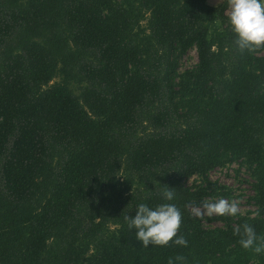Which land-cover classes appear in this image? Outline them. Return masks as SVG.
Returning a JSON list of instances; mask_svg holds the SVG:
<instances>
[{
    "label": "trees",
    "instance_id": "1",
    "mask_svg": "<svg viewBox=\"0 0 264 264\" xmlns=\"http://www.w3.org/2000/svg\"><path fill=\"white\" fill-rule=\"evenodd\" d=\"M228 8L0 0V264H264L234 231L264 236V46L236 48ZM234 161L254 212L205 227L190 208L228 196L209 172ZM166 186L188 244L143 247L124 215Z\"/></svg>",
    "mask_w": 264,
    "mask_h": 264
},
{
    "label": "clouds",
    "instance_id": "2",
    "mask_svg": "<svg viewBox=\"0 0 264 264\" xmlns=\"http://www.w3.org/2000/svg\"><path fill=\"white\" fill-rule=\"evenodd\" d=\"M229 9L228 23L234 34L236 48L241 52H251L264 46V0H229ZM160 195L161 202L158 204L138 203L134 215H124V223L129 231L135 230V238L143 247L149 244L168 246L169 242L187 246L185 237L177 235L182 213L172 203L175 192L166 186ZM238 211L237 202H230L223 197L213 202H201L194 208L197 216L206 214L208 217L235 216ZM234 231L240 235L239 243L244 249H251L257 254L264 253V236L258 235L251 225L244 224L242 232L240 228ZM167 264H185V257H170Z\"/></svg>",
    "mask_w": 264,
    "mask_h": 264
},
{
    "label": "rangeland",
    "instance_id": "3",
    "mask_svg": "<svg viewBox=\"0 0 264 264\" xmlns=\"http://www.w3.org/2000/svg\"><path fill=\"white\" fill-rule=\"evenodd\" d=\"M221 0H206L208 4L215 5ZM229 8L226 13L229 14ZM146 23V19L141 21L142 26ZM197 62V54L194 47L190 48L184 56H182L178 63V69L181 71L183 69L193 67ZM58 78H53L52 81H56ZM51 81V82H52ZM209 177L211 180L216 181L218 184L223 185L225 190L229 191L228 196H217L206 197L204 196L201 201L203 202H213L218 198H225L227 200L235 201L239 207V214L242 215H252L255 209L253 202L250 197L253 195L252 191V179L249 176L248 170L244 164H240L238 161L229 162L222 166L216 167L209 172ZM194 181H198V176L194 175L187 179L186 183L188 185L192 184ZM199 204L192 205L190 210L195 214L194 208ZM203 212V210L201 209ZM202 218V223L205 227L221 226L222 221L215 218V215L208 217L206 214L200 215ZM113 226L111 225L110 228Z\"/></svg>",
    "mask_w": 264,
    "mask_h": 264
}]
</instances>
